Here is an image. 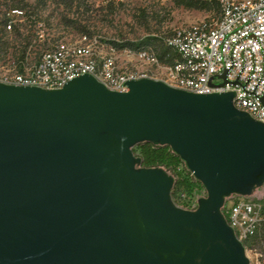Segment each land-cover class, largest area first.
<instances>
[{"label":"water","instance_id":"1","mask_svg":"<svg viewBox=\"0 0 264 264\" xmlns=\"http://www.w3.org/2000/svg\"><path fill=\"white\" fill-rule=\"evenodd\" d=\"M90 74L59 88L0 83V264H248L220 208L264 182V123L232 92ZM166 144L206 191L193 210L131 147Z\"/></svg>","mask_w":264,"mask_h":264},{"label":"built area","instance_id":"2","mask_svg":"<svg viewBox=\"0 0 264 264\" xmlns=\"http://www.w3.org/2000/svg\"><path fill=\"white\" fill-rule=\"evenodd\" d=\"M217 2L214 22L176 26L159 36L163 54L150 43L119 46L87 33L49 38L44 23L32 20L25 46L0 54V83L59 88L90 74L107 89L124 92L128 81L151 78L194 93L230 91L235 108L264 123V0ZM14 14L5 17L4 31L22 21L20 10ZM199 197L170 195L175 206L187 210L196 208ZM220 211L242 245L264 220L249 196L230 194Z\"/></svg>","mask_w":264,"mask_h":264},{"label":"rangeland","instance_id":"3","mask_svg":"<svg viewBox=\"0 0 264 264\" xmlns=\"http://www.w3.org/2000/svg\"><path fill=\"white\" fill-rule=\"evenodd\" d=\"M24 1L31 5L18 9L22 13V21L16 22L14 29L8 32L3 29L2 20L8 14H14L16 9L12 7V0H0L1 55L22 49L32 20L36 19L44 23L49 38L77 37L87 33L106 42L131 41L138 44L146 40L162 49L158 38L171 28L201 20L214 22L218 16L215 7L187 8L175 5L172 0H80L77 6L72 5L70 8L53 0H45L44 6L33 5L35 0ZM198 194L205 195L201 191ZM249 198L260 206L264 218V182L252 190ZM262 223L243 245L248 264H264V238L258 243L250 241L260 232Z\"/></svg>","mask_w":264,"mask_h":264},{"label":"trees","instance_id":"4","mask_svg":"<svg viewBox=\"0 0 264 264\" xmlns=\"http://www.w3.org/2000/svg\"><path fill=\"white\" fill-rule=\"evenodd\" d=\"M64 7H71L72 5L77 6L80 0H53ZM12 7L15 9H21L24 6H29L24 0H12ZM175 5H181L187 8L194 9H208L210 7H215L218 12V2L217 0H172ZM45 0H35L33 5L44 6ZM5 18L2 20L4 22ZM84 30V29H82ZM30 34L27 35V40ZM27 42V41H26ZM25 42V44H26ZM149 41H142L138 44H134L131 41H125L119 43V46H130L138 47L142 44H147ZM25 46V45H24ZM23 46V47H24ZM3 50V42L0 43V52ZM167 50L165 48L161 49V54L165 53ZM133 154L139 157V167H161L169 175H174L173 184L170 189L171 197L178 196L179 191H183L186 196L198 194L203 191V186L201 183L194 179L190 174V171L186 168L184 162L180 157L175 154L168 145L166 144H153L148 141H141L134 144L131 147ZM258 234H255L251 242L258 243L264 238V220L259 228Z\"/></svg>","mask_w":264,"mask_h":264}]
</instances>
